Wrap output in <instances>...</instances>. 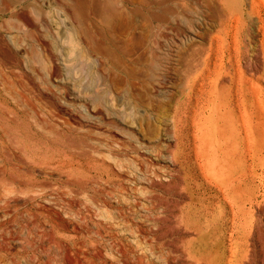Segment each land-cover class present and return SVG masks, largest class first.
Masks as SVG:
<instances>
[{"label":"rangeland","instance_id":"obj_1","mask_svg":"<svg viewBox=\"0 0 264 264\" xmlns=\"http://www.w3.org/2000/svg\"><path fill=\"white\" fill-rule=\"evenodd\" d=\"M84 1L81 5L83 7L85 5L87 13L85 12V21V10L81 6L84 10L83 20L88 23L85 24L86 28L89 25L90 31L97 35L95 40L98 41L97 45L96 42L95 45H91L94 49L98 46L97 50L105 47V50L101 48L96 51L91 46L88 50L83 44H78L73 35L68 33L70 28L66 19H60L62 15L59 13V7L50 5L46 7L47 11L49 8L52 9L51 11L49 9L51 13L47 17L49 21L50 19L55 21V23L49 22L51 29L49 26L48 29L41 26L39 20H36L38 16L32 18H36L35 23L38 28L40 27L38 36L42 37L41 34L45 36L42 38L47 40L50 51L55 54L54 62L51 63L31 32L30 35L24 28L20 31L14 29L12 24H15V20L11 19L9 9L0 2V5L2 4V7L0 6V170L3 173L0 177H4L0 179V264H214L217 261L215 254L221 252L216 244H220L222 238L214 235L210 238L215 243L214 247L209 244L202 250V254L207 252L211 256V260L207 263L201 257L199 259V254H193L192 249L190 254L185 253L182 249L187 243L197 246L196 241L199 240L197 234L192 231L193 234L185 223L175 221L174 224L170 212H167V215L166 211L162 212L160 206L153 207L152 202L157 200L151 195L159 197L165 195L163 192L167 181L163 180L162 176L171 171L167 159H170L168 156L171 154L166 151L163 144L164 131L158 133L162 125L161 118L164 114L168 115L173 111L172 100L175 93L180 94L178 93L181 89L180 80L186 71L190 56L196 55L195 52L199 51L201 46L204 47L202 44L208 45L210 36L213 37V43H217L216 31L219 29L217 13L221 12L219 0H161L160 4H153L156 0H149L152 1V7L150 6L148 11L145 10L143 15H139L143 18L141 22L137 17L142 24L136 29L135 37L128 41L130 42L127 43L128 52L124 56L120 53L119 47H116L118 44H112L109 38H105L108 36L104 34L103 24L98 18L100 5L105 0L102 3V0ZM229 1L232 9L241 12L245 27L240 36L242 56L245 57L242 59L243 69L247 75L257 76L262 65L258 56L264 44L262 41L264 40V0ZM56 9H58L57 14ZM152 9L159 10L163 16L157 12L154 17L153 12L156 10ZM213 9L215 12L218 10L217 13ZM173 10L179 14L177 18L178 15L174 13L178 24L172 21L175 17H171ZM32 13L31 16L36 14ZM59 14L60 18L57 17ZM145 15L151 17L154 22H149V18L148 21L144 20ZM61 20L65 22L62 23ZM45 29L48 33L39 32L41 30L44 32ZM100 30L104 35L99 34ZM14 32H21L20 38L16 37L19 34L15 35ZM114 49L120 54L117 55L115 51L113 55L110 54ZM31 51L37 55H32ZM104 51L110 53L105 54ZM35 55L37 58L34 57ZM116 55L120 56V59L117 60ZM98 56L103 63L99 61ZM43 60L56 66L54 71L56 75L52 74L54 78L49 73L52 78L47 75L50 65H45ZM115 60L118 62H114ZM99 62L106 77V84L101 81L98 73ZM111 80L113 84L110 83ZM116 80L118 83H115ZM133 80L140 83L139 86L136 83L138 88L133 82L131 83L134 86L131 85L130 81ZM60 88H64L61 90L62 95ZM118 90L121 91L117 93ZM130 90L139 95L140 98L137 97L139 102L135 101L136 96ZM46 92L49 94L47 95ZM131 93L133 95H130ZM56 95L61 97L56 98ZM43 96L51 97L55 105L50 103V98L45 100ZM110 99L114 101L115 106L110 105L112 103ZM100 101L104 106L101 105L99 108ZM134 101L137 102L135 106H133ZM57 102L63 104L64 113L55 108ZM116 103L120 108H115ZM120 103L123 105L121 106ZM125 105L127 108L124 110ZM130 107L133 114L132 112L128 114ZM99 109L103 113L99 112ZM118 109H122L121 112ZM109 110L113 113L111 114ZM116 110L121 113H118L119 118L117 112L114 113ZM102 114L109 117L105 116V118ZM123 114L125 117L121 120ZM131 115L134 118H129ZM140 122L143 124L141 125ZM134 128L137 130L135 133L132 131ZM100 131L103 133L105 146L111 142L109 137L115 138L113 146L118 151L115 165L118 178L114 181L116 192L112 196H105L107 204L103 207L99 204L97 193L100 184L98 182L100 168L97 163L98 141L102 138ZM154 131L157 135H154ZM130 132L134 134L133 138ZM135 140L139 142L136 143ZM159 141H162L161 145ZM121 143L126 146L120 145ZM167 144L173 147L172 142L167 141ZM152 145H155V150H150L151 147L154 149ZM156 150L158 154H155ZM104 154L108 159V148H104ZM159 154L160 156H157ZM139 162L143 171L136 169L134 165ZM15 176H18L19 182L12 178ZM157 177L159 179H156ZM104 185L108 189L109 181L106 180ZM6 192L18 199L10 198L5 195ZM4 197L8 200L6 201ZM158 215L168 217L167 220L159 223L160 226H157L158 222L154 217ZM186 230L187 232H183ZM262 234L264 235V229ZM255 237V244H252L251 240L248 257L241 264H264V247L262 241L257 240L261 236ZM219 264L223 263L219 262Z\"/></svg>","mask_w":264,"mask_h":264},{"label":"bare ground","instance_id":"obj_2","mask_svg":"<svg viewBox=\"0 0 264 264\" xmlns=\"http://www.w3.org/2000/svg\"><path fill=\"white\" fill-rule=\"evenodd\" d=\"M83 1H81V0H0L1 3L2 2L4 3V7L9 9V15H10L11 19L15 20L14 21L15 24H12L14 29L16 31H20V30L25 29V31L26 30L29 31V34L31 32L32 35L34 36L35 40L37 41V43L41 46V49H42L44 55H46V57L50 60V63L54 62L53 58H55L54 57L55 54L53 55V53H52L53 51H50L51 48H49V46H50V45H48L49 43L47 42L46 39L44 40L42 38L44 35L41 34V33H45V31H47L46 29H48V26L50 25L49 22L54 20V19L53 20L50 19V21H49V17H47V15L50 14L51 12H49L50 8L49 9L47 8L48 11L46 10L47 6L55 5V6L59 7L60 12L59 11L58 12L62 15V17L60 16V14L57 17L58 18L61 17L60 19L63 18L64 20L66 19V22L69 24L70 32L72 31V33H70L69 31H68V33H69V35H71V34L73 35L74 40L78 44H81V45L83 44L87 48L90 46L93 47L92 46L93 44L95 45V42H96L95 38H97V35H95V33L93 31H90L91 27L89 28V25L87 26L89 28V30H88V28H86V25L88 23L85 22L86 21L85 20V12H86L85 5L83 7L82 6L83 3H81ZM152 1H149V0H105V2L103 0L101 1V3L102 2H104V3H102V5H100L101 11L100 12L98 11L100 16H98V14H97V16L101 20L100 23L103 24V28L105 31V33L104 32L103 33L107 34L108 37H105V38H109L111 40L112 44H114V43L118 44L116 47L117 48L119 47V50L121 51L120 53H122L123 56L125 54H127V52H128V48H127L128 41H131L135 37L134 34L136 32V29L139 27V25L142 24L140 22H141V19H143V18H141L142 16L139 17V15L144 14L145 10H147L151 6ZM162 1H164V0H162ZM162 1L156 0V1H153V4L154 3L160 4ZM196 1H199V0H196ZM219 3L221 6V12L217 13L218 10L215 12L216 9L215 8H214L215 10L213 9V11L218 14V24L217 25H218L219 29L217 28L218 29V31H216L217 41L215 40L217 43H215V42L213 43V40H212L213 37L210 36V41H209V43L207 42L208 45L202 44V45H204L205 48L201 46L202 48L200 47L199 51L197 50V52H195L196 55H193V57L190 56V58L191 57L192 58L188 59L186 71L182 74L183 77L181 78L182 80H180L181 85H179V87L181 86V89L178 92L180 94L175 93V96L173 97V100H172L173 101L172 102L173 108L172 109L169 108V110L171 109L173 111L170 114L167 113L168 115L164 114L163 115L164 117L161 118L162 119L161 120L162 125L159 124L161 127L158 125V128L160 127V130L158 129L159 130L158 133H160V131H162V132L164 131V135H165L164 136V142H163V144L165 145L164 147H165L166 151H169L171 154L170 156H168V157H170V159L167 158L169 163H170L171 171L170 172L168 171L169 172L168 174H164L162 176L163 180L167 181L166 187H164V192H163V193H165V195L163 194V196H162V194L160 193L162 197L156 196L154 194L151 196L157 200V202H152L153 207L154 206L155 207L160 206L162 208V212H165V211H166L165 213L170 212L172 221L174 220V224H175V221L182 223V224L185 223L187 225V227L191 230V232L193 231L194 233L197 234V238L199 239L198 241H196L197 246L195 245V247H194V246H191L189 243H187L186 244L187 246L184 245V249H182L185 251V253L190 254L191 249H192L193 254H199V256H198L199 259L201 257V259H204L207 263V261L211 260V256H209V254H207V252H205L206 254H202V250L206 246H208L209 244H210L209 246H213L215 244L214 241L212 242V240L210 239L215 235L216 237H219L222 239L220 241V244L219 243L216 244V245H218V250L221 249V252L217 255L215 254V256L217 257V261L215 263L214 262L213 263L219 264V262H222L223 264H241L244 261V259H246L248 257V254L250 252L249 244H251V243L255 244V241H256L255 236H258V237L261 236L257 240L258 241L261 240L262 245L264 247V235L262 234V230L264 229V44H262V47L260 48L261 54L258 56V57H260V60L262 61L261 69H260L258 75L257 76H254L253 74L247 75L245 73V70L243 69V66H242V59H243L244 55L242 56V48L243 47H241L240 36L242 35L243 28H245V27H243L241 12L235 11L234 9H232L230 6L229 0H219ZM0 6L2 7V4ZM81 6L83 7V9L85 11L82 9ZM163 6H164V4H163ZM4 7H3V9H5ZM160 7H161V5H160ZM157 8L159 9L158 5H157ZM161 9H162V7H161ZM51 10L52 9H50V11ZM57 10L58 9L55 10L56 14H57ZM152 10H156V12L155 11L153 12L154 17H155V13H157V12H159V15H161L160 14L161 12L159 10H157V9H152ZM82 11H84V20L85 21L83 20ZM150 11H151V9H150ZM170 11H172V10H170ZM32 12L33 13L35 12L36 14H34V16H31ZM204 12H206V11L204 10ZM254 12H255V10H254ZM174 13H176L178 15L177 18H179L178 12H176L174 10H173V15L171 14L172 15L171 17L175 16ZM146 14H148V13H146ZM203 14L208 15V13H203ZM35 15L38 16L37 17L38 19L32 18V17H36ZM159 15H158V17H159ZM200 15H202V13H200ZM148 16H150V15H148ZM161 16H163V15H161ZM259 16H260V14H259ZM137 17L140 18V22L138 21L139 19H137ZM260 17H262V16H260ZM8 18H7V20H8V22H10L9 21L10 19H8ZM147 18H149V17H147L145 15L144 20L146 19V21H148ZM177 18H176V16L173 17L172 21L174 23H177V21H176ZM183 18H184V16H183ZM35 19L37 21L39 20V22L41 23V26L46 28L44 30V32H42V30L39 31V32H41L40 34L42 35V37L38 36V30L40 29V27L39 28L37 27V24L35 23ZM161 19H164V18H161ZM169 19L171 20V18H169ZM169 19H167V20H169ZM201 19H203V18H201ZM256 19H257V17H256ZM7 20H4V21L7 22ZM62 20H61V22H62ZM144 20H143V22H145ZM189 20L190 19H188V21ZM151 21H153V20L150 19L149 22H151ZM53 22L55 23V21H53ZM64 22H62V23H64ZM58 23L59 22L57 21V24ZM8 24L10 25L11 23H8ZM6 25H7V23H6ZM11 26H9V27H11ZM7 27H8V25H7ZM22 28H24V29H22ZM49 28H50V26H49ZM42 29H44V28H42ZM67 30H69V29H67ZM248 31H249V29H248ZM57 32L58 31H56V34H57ZM17 33L19 35H16ZM17 33H15L16 37L19 36V38H20L21 32L20 33L17 32ZM47 33H48V31H47ZM52 33L55 34L53 31H52ZM53 34H52V36H54ZM99 34L101 35L102 31ZM104 34H102V35H104ZM47 35H49V34H47ZM251 35H253V34H251ZM33 36H29V37H33ZM46 37H48V36H46ZM137 37H139V36H137ZM34 38H32V39H34ZM249 39H247V40H249ZM141 40H142V38H141ZM262 41H264V40H262ZM51 43H52V41H51ZM97 43H98V41L96 42V45H97ZM98 45H100V44H98ZM246 45L247 44H245V46ZM250 45H251V43H250ZM101 46H103V45H101ZM197 46H199V45H197ZM97 47L98 46H96V48ZM104 48H102L101 50H103ZM196 48H199V47H196ZM92 49H94V47ZM97 49H96V51L100 50V49L99 50H97ZM35 50H36V48H35ZM35 50H34V52H36ZM88 50H89V48H88ZM108 50L111 51L110 49H108ZM244 50H245V48H244ZM39 51H37V52L39 53ZM109 51H106V52L110 53ZM114 51H115V49L110 54L113 55L115 52L117 54V51H115V52ZM106 52L104 51L105 54H106ZM246 52H247V50H246ZM87 53H89V52L87 51ZM91 53H92V51H91ZM193 53H194V51H193ZM34 54L37 55V53L32 52V55H34ZM110 54H108V56ZM119 54H117V55H119ZM254 54H256V53H254ZM36 55L34 57H36ZM117 55H116V57H117ZM119 57H117V60L120 59ZM122 58H121V60H123ZM41 59H42V56H41ZM48 59H46V61ZM114 59H115V55H114ZM244 59H245V57H244ZM101 60L102 59L100 58L99 61L101 62ZM42 62L45 63L44 60ZM100 62L98 63L99 66L96 65L99 67L98 68L99 72L98 71L97 72L101 76V81L103 83H105L107 81H106V77H105L103 70H102L103 68L100 67V65H101ZM114 62L117 63L118 61L115 60ZM101 63H103V62H101ZM46 64L50 65L49 62L45 63V65ZM96 64H97V61H96ZM120 64H121V62H120ZM118 66H120V65H118ZM49 67H50V68H48L49 72H47L48 76L54 74V71L56 69V66L54 65V63L51 64ZM54 75H56V74H54ZM52 77L54 78L53 75H52ZM52 77L50 76V78H52ZM113 77H115V76H113ZM141 77H143V76H141ZM55 78H57V77H55ZM98 79H100V77H98ZM115 79H113V80H115ZM128 79L132 80L131 78H127V80ZM134 80H136V79L134 78ZM134 80L130 81V83L133 82V83H135V86H137L136 83H138L140 81H139V79H138V82L137 81L135 82ZM97 81H99V80H97ZM125 81H126V79H125ZM112 82L113 81L111 80L110 83H112ZM115 83H118L117 80L115 81ZM140 83H138V86ZM142 83H143V81H142ZM112 84H110V85H112ZM117 85L115 84V86H117ZM124 85L122 84V86H124ZM131 85H132V83H131ZM119 86H120V84H119ZM132 86H134V84ZM138 86H137V88H138ZM110 87H113V86H110ZM32 88H33V84H32ZM45 88L44 89L47 90V87H45ZM141 88H142V86H141ZM63 89L64 88H60L59 91L61 92V90H63ZM116 89H119V88L116 87ZM120 89H122V88H120ZM133 89H134V87H133ZM119 91H121V90H118L117 93ZM64 92H65V90H64ZM38 93H39V91H38ZM117 93H116V95H118ZM133 93L137 99V97H139V95L138 94L136 95L134 91H133ZM133 93H131L130 95H133ZM48 94L49 93H47V95ZM107 94H110V93H107ZM120 94H121V92H120ZM60 95H62V92ZM59 97H61V96H57L56 98H59ZM113 97H110V98H113ZM47 98L48 97L46 96L45 100ZM49 98L48 99L50 100V103L53 104L54 101L52 102L51 97H49ZM118 99H120V98L118 97ZM132 99H134V98H132ZM64 100H62V101H64ZM110 100H111L110 103L111 102L112 103L111 104L109 103V104L115 106L114 101H112V99H110ZM129 100H131V99H129ZM139 100H141V99H139ZM58 101L60 102V100H58ZM135 101H138V99ZM59 102L56 103L55 108L58 109L57 111H61V112L65 111L63 104H61ZM119 102H120V100H119ZM101 103L99 105V108L101 107V105H103V103L102 104ZM97 104H99V102ZM97 104H96V106L98 108ZM129 104H131V103L129 102ZM134 104H137V102L133 103V106H135ZM54 105L55 104H53V106ZM110 105H107V106H110ZM116 105H117V103H116ZM122 105L123 104H121V106ZM138 105H140V104H138ZM103 106H102V108H104ZM125 106L126 107H124V110H125V108H127V105H125ZM131 106H132V104H131ZM117 107H118V105L115 108L117 109ZM97 108H94V109L97 110ZM106 108H109V107H106ZM106 108L104 109L105 111H106ZM118 108H120V107H118ZM167 109H168V107H167ZM96 110H95V112H97ZM121 110L122 109H118V111H120V112H121ZM128 110H129L128 114H130V112H132L131 107L128 108ZM118 111L116 110V111H114V113L117 112V114L118 113L121 114ZM99 112H102V110L99 109ZM166 112H168V111H166ZM105 113L107 114L108 112H105ZM110 113H111V111H110ZM106 114H105V116H106ZM132 114H133V112H132ZM97 115H99V114H97ZM114 115H116V114H113V116ZM107 116L109 117V115H107ZM142 116H143V114H142ZM100 117H101V115H100ZM116 117H117V115H116ZM119 117H120V115L118 116V118ZM124 117H125V115L123 117H121L122 118L121 120H123ZM130 117H133V116L131 115V116H129V118ZM105 118H102V119H105ZM109 119L112 120V118H109ZM141 119H142V117H141ZM121 120H120V122H122ZM112 121H115V120H112ZM133 121L134 120L132 119V123H134ZM127 123H129V122H127ZM132 123H130V125ZM140 124L142 125L143 123L140 122ZM132 131H133V133L137 132L136 128H134V130H132ZM100 133H101V131H100ZM133 133H131V134H133ZM101 134H102L101 135L102 138L100 140L98 139L99 141H98V149H97L98 154H99L97 163H98V166L100 168V170L98 171L99 172V178H98L99 181L98 182H100V184L98 183L99 188H97L98 189L97 193L99 194L98 195L99 196V199H98L99 204L101 207H103L107 204L106 200H105V196L106 195L112 196V194H115V192H116V186H115L116 182L114 183V181H116L118 178V173H117L116 167H115L117 157H118L117 156L118 151L113 146V143L115 142V138H113L112 136L109 137V138H111L110 139L111 142L109 143V145L107 144V146H105V143L103 140V133H101ZM136 134H138V133H136ZM154 135H157V133H155V131H154ZM101 136H99V137H101ZM133 136H134V134L131 135L132 138H133ZM137 136H139V134ZM137 136H135V137H137ZM138 140L137 141L135 140L136 143L139 142ZM167 141L172 142L173 147H171L169 144H167ZM161 142H160V145H161ZM129 143H131V142H129ZM123 144L121 143L120 145H123ZM123 146H126V145H123ZM132 146H133V144H132ZM152 146H154V149L151 147L150 150L151 149L155 150V148H156L155 145H152ZM104 148H108V155H109L108 159L105 158ZM133 148H134V146H133ZM135 149H137V148H135ZM157 150H159V149H157ZM157 150H156V153L154 152L155 154H158ZM152 155H153V153H152ZM165 155L167 156L168 154H165ZM51 156H53V155H51ZM157 156H160V154ZM43 157H45V156H43ZM161 157H163V156H161ZM158 158H160V157H158ZM49 159H50V157H49ZM163 159H166V158H163ZM138 164H134V165L136 166V169L140 170L142 166H141L140 162ZM170 167H169V169H170ZM26 170H28V169H26ZM165 171L166 170H164V173H166ZM154 173H155V171H154ZM160 173H161V170H160ZM1 174H3L2 171L0 172V175ZM2 177H0V179H2ZM17 177L15 176L12 178H14L15 181L19 182ZM158 177L156 179H159ZM106 180L109 181V186H108L109 188L108 189H106V187L104 185ZM160 180H161V178H160ZM146 181L148 182V180H146ZM156 181H159V180H156ZM0 182H1V180H0ZM154 183H155V181H154ZM161 185H163V184H161ZM164 186H165V184H164ZM159 187H160V185H159ZM7 188H9V187H7ZM5 195H8L7 192ZM8 196H10V195H8ZM151 196L149 197V199L151 198ZM12 197H14V196H12ZM12 197L10 196V198H12ZM169 197H170V200H168ZM4 198L6 201L8 200V199H6V197H4ZM26 198H28V197H26ZM0 199H1V196H0ZM14 199H16V198L14 197ZM2 200H3V202H6L4 199H2ZM10 201H11V199H10ZM160 203H162L164 205L162 206ZM167 215H168V213H167ZM154 217H155V220L158 222L157 226H160L159 223L168 219V217L165 215H158V216H154ZM174 226L176 227V225H174ZM171 227H172V224H171ZM171 227L169 226L170 229H172ZM185 228H186V226H185ZM185 228L183 227V230ZM191 228H193V229H191ZM178 230H180V229H178ZM183 232H187V230L183 231ZM251 240L253 242H251Z\"/></svg>","mask_w":264,"mask_h":264}]
</instances>
